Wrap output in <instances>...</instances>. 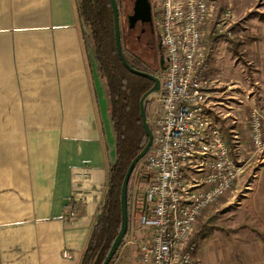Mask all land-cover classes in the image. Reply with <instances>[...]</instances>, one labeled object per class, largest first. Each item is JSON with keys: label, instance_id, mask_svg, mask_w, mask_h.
<instances>
[{"label": "crops", "instance_id": "1", "mask_svg": "<svg viewBox=\"0 0 264 264\" xmlns=\"http://www.w3.org/2000/svg\"><path fill=\"white\" fill-rule=\"evenodd\" d=\"M220 48L212 62V79L224 86L217 108L249 144L236 110L245 96L240 80H224L231 65ZM109 167L76 0H0V264H80ZM246 170L201 219L238 197L245 226L264 230V161ZM142 232L129 223L111 264H137L130 240ZM257 244L254 262L264 264Z\"/></svg>", "mask_w": 264, "mask_h": 264}, {"label": "built area", "instance_id": "2", "mask_svg": "<svg viewBox=\"0 0 264 264\" xmlns=\"http://www.w3.org/2000/svg\"><path fill=\"white\" fill-rule=\"evenodd\" d=\"M214 10L215 0L151 2L164 66L150 101L151 144L129 181L130 224L143 231L130 240L137 264H193V233L203 211L236 188L251 162L264 161L263 114L236 108L252 149L246 160L234 159L239 136L232 132L230 145L220 123L223 92L212 79V62L220 34L230 36L221 26L232 12L227 6L211 31Z\"/></svg>", "mask_w": 264, "mask_h": 264}, {"label": "rangeland", "instance_id": "3", "mask_svg": "<svg viewBox=\"0 0 264 264\" xmlns=\"http://www.w3.org/2000/svg\"><path fill=\"white\" fill-rule=\"evenodd\" d=\"M215 2L213 20L208 24L209 30H213L220 14L227 6H230L232 15L237 14L235 20L232 16L221 26L222 31L229 30L230 36H226L225 32L220 34L215 44L216 49L222 47L225 50L227 58L225 61L231 65V69L223 78L240 80L241 85L237 91L245 96V109L255 108L264 115V0H215ZM118 3L120 31L125 48L138 52L140 46L133 38L129 39L126 36V16L130 14V19L132 18V3L128 0H118ZM223 88L224 86H220L219 90ZM150 101L146 107L148 124L152 107ZM220 123L231 145L232 133L228 130L232 124L225 120ZM237 134L241 147L239 154L233 155L234 159H247L252 155V149L246 137L243 135L241 140L240 133ZM250 175L249 178L253 179ZM131 187L132 184L130 190ZM237 201L238 197L232 198L230 206L220 208L217 205L218 210L212 212L209 218L205 220L199 218L193 233L196 244L193 264H255L254 257L260 253V245L257 243L261 241L264 244V230L252 228V224L245 226L246 220L243 218L248 215V210H238ZM140 234H137L138 238L142 236Z\"/></svg>", "mask_w": 264, "mask_h": 264}, {"label": "trees", "instance_id": "4", "mask_svg": "<svg viewBox=\"0 0 264 264\" xmlns=\"http://www.w3.org/2000/svg\"><path fill=\"white\" fill-rule=\"evenodd\" d=\"M116 3L119 10L118 0ZM76 7L86 47L95 51L98 72L105 85L108 112L116 138V162L109 167L105 199L80 262L102 264L120 227L119 195L124 174L130 161L147 141L141 125L138 103L141 95L150 89L152 82L131 74L121 64L115 50L109 0H76ZM123 53L128 64L136 69L124 49ZM129 187L130 183L127 193L128 228Z\"/></svg>", "mask_w": 264, "mask_h": 264}, {"label": "water", "instance_id": "5", "mask_svg": "<svg viewBox=\"0 0 264 264\" xmlns=\"http://www.w3.org/2000/svg\"><path fill=\"white\" fill-rule=\"evenodd\" d=\"M109 3L113 17L115 50L121 64L131 74L138 75L150 80L152 82V86L150 87L149 90H147L145 93L141 95L138 103L141 125L147 137V141L144 147L141 149V151L130 161L126 169V172L124 174L122 184L120 187V195H119L120 227L102 264H109L113 260L128 230V202H127L128 185L135 166L144 157L151 144L152 134L146 117V107L148 102L157 94L159 90V79L156 75L138 71L132 68L126 61L123 53V45L121 42L118 6L116 0H109ZM133 9H134L133 22H136L138 20H141L143 22H148L151 20V5L149 0H136ZM89 62L91 68L92 82L99 108V115L102 123L108 162H109V166H113L116 162V156H117L116 138L114 135L113 125L111 123L110 115L108 112L109 103H108L105 85L99 76L98 65L95 59V51L93 48H89ZM161 68H163V66Z\"/></svg>", "mask_w": 264, "mask_h": 264}, {"label": "flooded vegetation", "instance_id": "6", "mask_svg": "<svg viewBox=\"0 0 264 264\" xmlns=\"http://www.w3.org/2000/svg\"><path fill=\"white\" fill-rule=\"evenodd\" d=\"M128 2L132 3V18L130 19V14L126 16V36L129 39L133 38L134 41L140 46V50L138 52H135L131 49L125 48L123 35L121 33V42L124 52L129 56L130 61L134 65L136 70L157 75L158 70H160L161 67L164 66L161 43L153 29L151 20L148 22H143L141 20L133 22V7L136 0H128Z\"/></svg>", "mask_w": 264, "mask_h": 264}]
</instances>
